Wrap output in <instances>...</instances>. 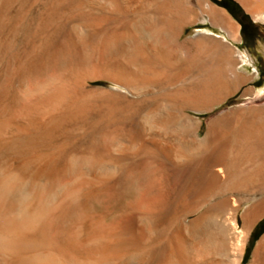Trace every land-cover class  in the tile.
I'll use <instances>...</instances> for the list:
<instances>
[{"label": "bare ground", "instance_id": "bare-ground-1", "mask_svg": "<svg viewBox=\"0 0 264 264\" xmlns=\"http://www.w3.org/2000/svg\"><path fill=\"white\" fill-rule=\"evenodd\" d=\"M144 1L0 0V264H240L264 217V107L230 110L199 139L184 110H213L246 77L218 40L197 33L176 44L187 20L180 0L148 3L160 26L139 11ZM236 1L264 22V0ZM205 12L239 40L223 9L209 2ZM18 30L21 54L6 45ZM245 53L240 64L250 63ZM100 78L116 87L91 88ZM86 119L99 131L127 130L131 149L100 138L70 154L71 143H47ZM138 153L165 159L183 180L175 204L164 206L168 193L153 192L150 174L106 167ZM248 264H264V234Z\"/></svg>", "mask_w": 264, "mask_h": 264}, {"label": "rangeland", "instance_id": "rangeland-1", "mask_svg": "<svg viewBox=\"0 0 264 264\" xmlns=\"http://www.w3.org/2000/svg\"><path fill=\"white\" fill-rule=\"evenodd\" d=\"M150 1L149 2L144 1L145 4L142 3V5L139 4V9H141L139 11L144 12V18L146 20L150 19V17L153 15L151 12L148 11L151 9L150 7L151 5H148V3L152 4L154 3L155 0H152L151 1L152 3ZM204 1L205 2H202L203 4H199L198 0H180L179 1V3L181 2V12H178V15L182 13L183 15L182 14L181 15L185 16V19L187 18V20L185 21V23H182L181 29L178 30V34L175 39L176 44L180 45L183 42L184 43L190 42L188 40L194 39L195 38L194 35H196L197 33H202V36H208L215 40H218L222 44L227 45L229 48L231 47L230 49L232 50L234 56L236 57V61L238 60L236 64V69L238 70V72L242 73L246 77V80L244 83H242V85L238 86L239 88L237 87L233 95L229 96L221 104L215 106V108L211 111L196 112L191 109L184 110V112L189 115V118H190L189 122L191 126L197 128V135L199 139L204 138L208 130V124L211 120H214L220 117L222 114L229 112L230 110H233L235 108H241V107H258V108L264 107V55L262 54V52H260L261 50L258 48V45H259L258 43L264 44V22L263 21L261 22V20H257L253 18L252 15L249 14L236 0H204ZM209 2L210 4L216 6L217 8L223 9L226 12V14L231 18V20L238 24L239 40H232L231 38L226 36V33L224 32V30L219 28V26L213 25L209 21L208 16L205 14L206 13L205 9L206 7H208ZM28 4L30 5L28 1L23 2V5L25 7L26 5L28 7ZM17 8L18 7L15 6L13 8L14 10L12 9V14H11L12 17L16 15ZM182 9H183V12H182ZM29 12L32 14V10H29L28 13ZM157 15H153L152 18L154 20H157L156 25L160 26L161 21L159 18L162 17V14L160 15L157 14ZM21 33L22 31L18 30L13 37L9 36L8 37L9 39L6 41V45H10V47L13 50L15 49V51L18 53L20 52V54L23 53L24 51V48L22 47L24 45L23 43L24 35L23 33L22 34ZM1 46H3V44ZM245 51L248 54L247 58L249 59L250 63L240 64V59H238L237 54L239 53L246 54ZM250 60H253V61H250ZM0 66L2 67L1 60H0ZM89 83L91 85V88L114 89V87H116V85L113 84L112 82L105 80V79H101V78L91 80L89 81ZM118 90L119 91L121 90L122 93H126L127 95H129L126 92V90L122 87H118ZM141 110H142V113H146L149 110V107L144 105L141 108ZM95 114H96V119L99 120L103 114V107L101 106L96 107ZM83 121L88 122L87 119ZM96 121L94 122L95 126L92 123L93 120H90L92 124L90 122L88 123L83 122V124L81 122L80 124L79 122L77 124L76 122L67 123L69 125L68 126L66 125L65 126L66 128H64L63 131L60 129L63 134H64V131H66L64 135L65 138L62 136L63 134L61 135V132H59L58 134L59 137L55 136L56 138H53L52 140L47 141V143H59V142L71 143L74 146L70 145V150L68 151L70 154H82V153L84 154L85 152L83 151H86L85 143H91L94 141L97 142L100 138L101 139H112L111 141L112 143H121L122 145H126L131 149L132 147V145H130L131 134L127 130L114 131L112 130V128H110L111 125H109V128H107L106 130L99 131V129H97ZM86 125L90 126L93 130L92 131L93 133L92 135H90L91 137L89 138L87 137L85 138L86 134L84 133H82L84 134V136L80 134L81 133L80 131L83 132ZM113 137L115 138L113 139ZM64 139L66 140L64 141ZM227 141H226V144L229 143L230 145L231 143H233L232 139H227ZM98 142H100V140ZM82 146L84 147L82 148ZM8 156H9L8 158H11V159L13 158V157H10L11 154ZM106 167L108 170L112 172L114 171L117 174L121 172H138L140 173V176L143 179H145L150 174L153 178H155V181L153 184V192L156 194L157 193L156 188L158 189L161 188L162 190L161 193L162 194L164 193L163 195L166 196V194L168 193L167 194L168 197L167 196L165 197L166 198L165 200L167 201L166 202L164 201L165 202L164 204H166L164 206H166L167 208L168 206H171V204L173 205L176 203L177 190L178 188L180 189L183 186V180L181 178L176 179L177 183L175 182L174 177H173V171H171V168L169 167L168 162L165 161V159H162L161 157L148 158L145 154L138 153L135 156H132V157L130 156L129 159H125L122 162V165L116 164V163H108L106 164ZM118 185L119 183L117 181H114L110 183L109 187L115 188ZM254 188L252 190H259L258 186ZM249 203L250 201H245L241 209L238 212V221L240 225H242L241 214L244 208ZM163 214L167 215L168 213L164 212ZM193 216H194V213H188L185 216L186 217L185 221L192 219ZM169 222L167 221L166 223H169ZM158 232L161 233L162 232L161 229L158 230ZM263 234H264V217H262L257 222L255 227L251 230L246 240L245 251H244L240 264L249 263V261L252 258V253L256 247V244ZM229 253H228L229 256L227 257L232 259V256H231L232 252L230 251Z\"/></svg>", "mask_w": 264, "mask_h": 264}]
</instances>
